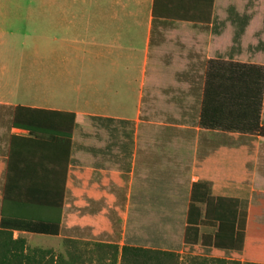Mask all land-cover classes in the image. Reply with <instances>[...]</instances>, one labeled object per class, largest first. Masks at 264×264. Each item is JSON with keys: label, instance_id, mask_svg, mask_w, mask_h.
<instances>
[{"label": "crops", "instance_id": "1", "mask_svg": "<svg viewBox=\"0 0 264 264\" xmlns=\"http://www.w3.org/2000/svg\"><path fill=\"white\" fill-rule=\"evenodd\" d=\"M154 5L155 0H72L37 10L39 35H52L55 53L49 57L41 44L35 66L0 74L3 251H63L68 240L71 246L89 243V249L116 245L181 255L199 246L215 252L212 258L264 264V138L204 130L198 124L208 60L264 66V0H214L209 24L155 18ZM158 10L201 13L202 1L158 0ZM134 91L139 93L137 112L130 117L124 109ZM18 106L76 115L60 214L62 145L56 137L32 139L14 129ZM90 116L134 125L135 132L130 139L107 131L100 137L80 136L78 124ZM161 128L171 130L165 151L159 149ZM171 181L189 188L187 200L159 194L160 182L170 188ZM199 181L210 183L216 197L248 200L242 252L184 244L191 188ZM7 183L31 192L19 197L10 191L5 199ZM3 214L60 217L59 235H10L1 229ZM2 260L8 264L15 258L8 254Z\"/></svg>", "mask_w": 264, "mask_h": 264}, {"label": "trees", "instance_id": "2", "mask_svg": "<svg viewBox=\"0 0 264 264\" xmlns=\"http://www.w3.org/2000/svg\"><path fill=\"white\" fill-rule=\"evenodd\" d=\"M201 1V13L196 11L191 15H184L158 10V0H155L153 14L155 18H171L209 24L214 0L205 1L206 13L203 10L204 0ZM263 100L264 66L210 59L207 62L205 73L199 127L209 131L264 138V125H261ZM75 120L74 113L20 106L16 107L12 119L13 128L28 132L30 138L37 139L39 135L56 137L62 145L61 160L64 184L61 193L58 189L57 210L59 214L65 196ZM30 138L26 140L29 141ZM12 143L14 147V140ZM13 162L14 156L11 152L9 167ZM10 191L15 192L19 197L23 192L25 195L31 192L22 187H10V184L7 183L5 199ZM17 195L15 196L17 197ZM248 206V200L216 197L212 194L210 183L195 182L190 193L184 244L186 246L200 245L225 252H242ZM60 224V217L56 220H46L18 216L6 217L3 214L1 229L10 231V235L13 231H23L41 236H58ZM201 226L212 227L214 231L202 233ZM71 242L70 240L65 241V245L70 247ZM84 244L90 246L89 243ZM89 252L98 264H254L130 246L119 249L116 245H94V248L89 249ZM8 254L15 258V261L12 260L8 264H41L46 258H50V261L45 264H79L77 263L79 257L72 251H69V256L66 259L63 256L55 257L52 250L29 249L25 253L22 247L21 252L8 253L2 250L1 245L0 264H7L3 262L2 257H7Z\"/></svg>", "mask_w": 264, "mask_h": 264}, {"label": "rangeland", "instance_id": "3", "mask_svg": "<svg viewBox=\"0 0 264 264\" xmlns=\"http://www.w3.org/2000/svg\"><path fill=\"white\" fill-rule=\"evenodd\" d=\"M72 0H0V74L6 73L8 76L20 72H24L29 67L35 66L38 63L40 46L47 47L49 57L55 53L57 45L50 35L47 39L39 35V12L37 11L42 5L54 7L57 2L70 3ZM88 0H79L80 3L87 2ZM8 80V78H6ZM198 83V82H197ZM100 96L101 93H96ZM118 93H114L117 96ZM138 92L134 91L128 96V103L130 104L125 110V114L130 117L136 115V101ZM96 103H100L99 97L96 98ZM167 126V125H165ZM169 128H161V138L159 141V149L165 151L168 148V143L171 142V130ZM77 133L80 136H86L88 133L97 134L99 137L103 132L126 134L130 139L134 134V125L113 122L98 116H90L87 119L79 122L77 126ZM150 145V143H149ZM190 160L193 157H187ZM200 158V157H197ZM160 195H171L185 201L189 197V188L184 186L181 182L171 181V187L168 188L160 182ZM136 194V193H134ZM254 210H258L255 206ZM211 232V230H208ZM76 249V250H75ZM69 251H72L79 259V264H98L96 260L91 257L89 247L86 244L78 246H64L63 251L52 250L55 257L63 256L66 259L69 256ZM190 255H208L212 258L216 253L213 251H202L198 247H193L185 251ZM218 254L217 256H219ZM55 260V259H54ZM50 261L46 258L41 264Z\"/></svg>", "mask_w": 264, "mask_h": 264}]
</instances>
